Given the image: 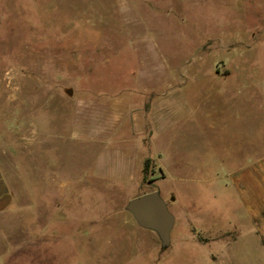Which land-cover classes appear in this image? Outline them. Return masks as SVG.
<instances>
[{"label":"rangeland","instance_id":"obj_1","mask_svg":"<svg viewBox=\"0 0 264 264\" xmlns=\"http://www.w3.org/2000/svg\"><path fill=\"white\" fill-rule=\"evenodd\" d=\"M262 165L264 0H0V264H264L236 180ZM153 191L166 251L126 210Z\"/></svg>","mask_w":264,"mask_h":264},{"label":"crops","instance_id":"obj_2","mask_svg":"<svg viewBox=\"0 0 264 264\" xmlns=\"http://www.w3.org/2000/svg\"><path fill=\"white\" fill-rule=\"evenodd\" d=\"M160 82V81H158ZM156 81H151L145 83L146 88H151L156 86ZM159 84V83H157ZM152 103H154L153 107H149ZM178 101H165L160 100L159 97L155 99L154 98H148L145 102V108L142 113V115H137V128L140 135H142L143 138V145L147 149V154L143 155V158L141 159V163H139L140 167L143 170L146 161L151 160V158L148 156V151L154 147V134L159 132V129L161 127L166 126L168 121L171 119L170 117H167L166 113L164 111H168L171 109V107H174L177 105ZM98 103H96L95 108ZM120 108V109H119ZM100 110L102 108H96L95 110ZM114 111H111L110 109H106L105 112L108 111L107 116H109V129H112V127L120 126V123L123 120L124 113L122 112V105L118 107L113 108ZM99 111H97L98 113ZM101 112V111H100ZM96 113V112H95ZM102 113V112H101ZM169 115V114H168ZM142 116V117H141ZM95 118V117H94ZM108 133V132H107ZM97 134V132H96ZM100 134V133H99ZM255 168H258L257 165H254ZM261 167V168H260ZM259 167V176L258 171H246L240 175L237 176V182L239 185H245L246 187L251 188V208L249 212L250 218L253 220L255 226L258 225V227L261 228L262 233L264 234V165ZM258 176V177H257ZM245 187L243 186V190ZM245 195V194H244ZM249 199H250V193H249Z\"/></svg>","mask_w":264,"mask_h":264},{"label":"water","instance_id":"obj_3","mask_svg":"<svg viewBox=\"0 0 264 264\" xmlns=\"http://www.w3.org/2000/svg\"><path fill=\"white\" fill-rule=\"evenodd\" d=\"M126 210L141 228L157 233L163 251L170 247L176 217L159 192L153 191L131 199Z\"/></svg>","mask_w":264,"mask_h":264},{"label":"trees","instance_id":"obj_4","mask_svg":"<svg viewBox=\"0 0 264 264\" xmlns=\"http://www.w3.org/2000/svg\"><path fill=\"white\" fill-rule=\"evenodd\" d=\"M149 165H150V160L146 161L144 171H147Z\"/></svg>","mask_w":264,"mask_h":264}]
</instances>
